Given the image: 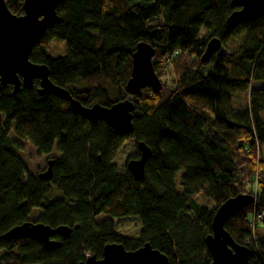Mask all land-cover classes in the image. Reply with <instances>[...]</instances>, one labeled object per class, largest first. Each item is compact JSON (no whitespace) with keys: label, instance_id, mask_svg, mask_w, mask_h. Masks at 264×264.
Here are the masks:
<instances>
[{"label":"trees","instance_id":"1","mask_svg":"<svg viewBox=\"0 0 264 264\" xmlns=\"http://www.w3.org/2000/svg\"><path fill=\"white\" fill-rule=\"evenodd\" d=\"M5 1L13 14H23V0ZM230 1L58 3L60 21L34 44L30 60L46 64L49 79L84 106L130 98L133 130L87 120L60 96L40 94L38 79L18 91L0 84V264H78L86 252L101 258L113 242L127 250L148 242L167 264H210L205 238L213 216L239 194L254 200L224 228L250 249L246 264H264L257 233L264 218L253 220L264 211V9L228 20L238 9ZM212 36L222 48L203 63ZM53 40L65 42L63 55H49ZM140 40L155 49L152 64L163 87L129 95L124 85ZM19 141L39 154L58 153L50 180L28 172ZM139 141L151 157L137 181L127 164L140 157ZM26 221L71 231L51 237L56 247L4 237Z\"/></svg>","mask_w":264,"mask_h":264},{"label":"water","instance_id":"2","mask_svg":"<svg viewBox=\"0 0 264 264\" xmlns=\"http://www.w3.org/2000/svg\"><path fill=\"white\" fill-rule=\"evenodd\" d=\"M61 0H23V14L17 16L7 7L5 0H0V84H11L14 91L21 86L31 88L34 79L39 80L40 94L54 93L69 102L71 108L78 115L91 122L103 120L116 131L129 133L133 130L134 103L130 98L102 106L94 103L84 106L71 96L68 90L55 85L49 79V68L46 64L34 63L30 54L34 44L42 37L46 29L60 21L56 12ZM230 5L237 7L228 20H236L264 9V0H231ZM222 47V42L212 36L201 56V62H208ZM154 47L145 40L136 43L131 54V71L124 90L129 95H139L143 87H150L154 91L162 89L163 85L156 74L152 58ZM140 157L128 162V168L135 180L144 177L145 161L151 157L150 148L143 141L138 142ZM54 159L47 160V167L38 173L43 181L52 177ZM254 197L249 194H239L228 198L216 210L212 223L211 233L205 238L206 247L211 254L210 264H246L250 249L236 243L224 228L229 216L237 209L251 204ZM71 228L58 226L52 228L41 222L26 221L10 228L4 237L19 238L31 237L39 240L47 247H56L60 243L51 238L58 234L67 237ZM167 256L146 242L143 246L127 250L120 243H107L103 247L102 257L90 255L78 264H167Z\"/></svg>","mask_w":264,"mask_h":264},{"label":"rangeland","instance_id":"3","mask_svg":"<svg viewBox=\"0 0 264 264\" xmlns=\"http://www.w3.org/2000/svg\"><path fill=\"white\" fill-rule=\"evenodd\" d=\"M200 34L201 36L208 38L210 32L203 29ZM48 52H49V55H51L52 57L63 55L65 52V42L62 40L51 41L48 46ZM168 74L169 73H167V75ZM168 78H169L168 85H172V82L169 76ZM10 136L12 138H15V135L13 133H11ZM19 144H20V149L18 150V154L22 158L23 162L25 163V166L27 167L28 172H30L31 174L39 173L43 169L45 170L47 167V160L50 158H53L54 156H58V153L56 151H52L47 154H39L36 151L35 147L29 142L19 141ZM247 183L251 184L249 180H247ZM101 218L102 217H99L98 220ZM257 233L259 237L264 238V226L262 223H259L257 227Z\"/></svg>","mask_w":264,"mask_h":264},{"label":"built area","instance_id":"4","mask_svg":"<svg viewBox=\"0 0 264 264\" xmlns=\"http://www.w3.org/2000/svg\"><path fill=\"white\" fill-rule=\"evenodd\" d=\"M263 218H264V212H259L256 215H254L253 220L254 221H261ZM85 256L86 257L90 256L89 252H86L85 253Z\"/></svg>","mask_w":264,"mask_h":264},{"label":"flooded vegetation","instance_id":"5","mask_svg":"<svg viewBox=\"0 0 264 264\" xmlns=\"http://www.w3.org/2000/svg\"><path fill=\"white\" fill-rule=\"evenodd\" d=\"M43 170H44V169H43ZM43 170H42V171H43ZM55 235H58V234H54V235H52V236H55ZM52 236H51V237H52Z\"/></svg>","mask_w":264,"mask_h":264}]
</instances>
